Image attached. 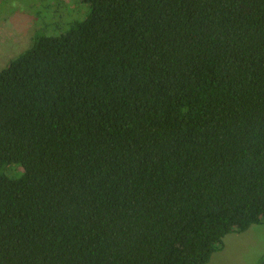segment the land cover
Wrapping results in <instances>:
<instances>
[{"label":"trees","instance_id":"1","mask_svg":"<svg viewBox=\"0 0 264 264\" xmlns=\"http://www.w3.org/2000/svg\"><path fill=\"white\" fill-rule=\"evenodd\" d=\"M81 1L0 70V264H204L264 222V0Z\"/></svg>","mask_w":264,"mask_h":264},{"label":"rangeland","instance_id":"2","mask_svg":"<svg viewBox=\"0 0 264 264\" xmlns=\"http://www.w3.org/2000/svg\"><path fill=\"white\" fill-rule=\"evenodd\" d=\"M89 11L90 5L81 0H0V70L29 48L35 36L64 33ZM5 172L12 178L22 174ZM262 258L264 222L228 233L204 264H259Z\"/></svg>","mask_w":264,"mask_h":264}]
</instances>
